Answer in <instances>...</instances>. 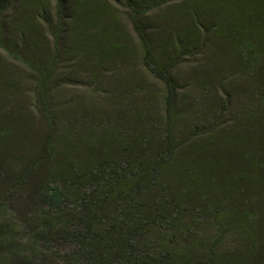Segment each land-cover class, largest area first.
Masks as SVG:
<instances>
[{
	"label": "trees",
	"instance_id": "1",
	"mask_svg": "<svg viewBox=\"0 0 264 264\" xmlns=\"http://www.w3.org/2000/svg\"><path fill=\"white\" fill-rule=\"evenodd\" d=\"M113 1L0 0V47L36 71V92L46 101L64 53L77 71L90 61L93 78L127 53ZM170 1L125 0L145 65L168 85L178 56L199 46L228 57L226 70L230 66L250 76L264 75L259 69L264 66V29L254 22L264 18V0H247L256 5L252 7L241 0H191L194 8L189 10L183 7L189 0H180L167 7L163 19L169 32L162 38L176 42L178 54L157 68L158 56L140 14ZM12 7L16 15L10 20L6 16ZM2 67L0 63V71ZM174 147L170 141L155 161L141 165L112 156L95 162L90 156L94 163L85 170L83 161L59 149L50 129L39 149L10 161L1 156L0 264H264V208L241 213L239 202L232 207L229 200L227 185L232 192H245L241 184L249 180L247 163L240 175L221 178L187 167L186 182L198 187L203 198L197 203L190 191L180 193L162 181ZM253 165L252 171L264 168L262 162ZM221 180L229 184L222 186L219 200L208 192ZM193 211L195 217L184 220ZM209 212L219 231L212 241L200 235L196 224ZM232 222L238 223L244 245L224 256L216 248L226 234L224 226Z\"/></svg>",
	"mask_w": 264,
	"mask_h": 264
},
{
	"label": "rangeland",
	"instance_id": "2",
	"mask_svg": "<svg viewBox=\"0 0 264 264\" xmlns=\"http://www.w3.org/2000/svg\"><path fill=\"white\" fill-rule=\"evenodd\" d=\"M179 1L161 3L140 14L158 56L157 68H163L178 54L177 43L166 42L162 35L167 38L169 32V24L164 25L165 9ZM113 3L119 9L118 22L129 48L127 53L97 71L95 78L93 68L88 66L90 61L77 71L64 53L49 81L46 101L36 92V71L0 47V157L10 161L18 153L39 149L50 129L59 149L69 158L83 161L85 170L94 163L90 156L95 162L107 156L128 159L132 165L153 162L171 141L175 147L170 169L162 179L169 189L176 186L180 193L188 190L194 201L202 203L200 189L185 180L187 167L195 165L200 172L206 170L209 177L238 176L242 164L247 163L250 172L245 177L249 180L241 184L245 192H232L227 185L231 206L239 202L237 211L241 213L264 208V168L261 165L252 171L254 162L264 163L262 71L250 76L237 67L226 70L228 57L199 46L178 56L169 72L171 87L145 65L129 5L125 0ZM243 3L256 6L247 0H241ZM192 6L191 0L183 5L184 10ZM12 11L13 7L7 19L16 15ZM258 20L254 22H260L263 30L264 18ZM259 69L264 70V66ZM66 158L63 155L65 162ZM228 182L221 180V186L213 185L208 195L215 194L220 200L222 186ZM195 215L187 213L184 220L190 222ZM215 219L209 212L204 221L196 223L200 235L210 241L219 234ZM230 225L224 226L226 234L216 248L224 256L244 245L236 231L238 223Z\"/></svg>",
	"mask_w": 264,
	"mask_h": 264
}]
</instances>
